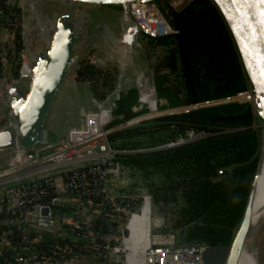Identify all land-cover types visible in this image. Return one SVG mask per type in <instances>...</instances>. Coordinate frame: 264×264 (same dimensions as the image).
<instances>
[{
	"label": "trees",
	"instance_id": "trees-1",
	"mask_svg": "<svg viewBox=\"0 0 264 264\" xmlns=\"http://www.w3.org/2000/svg\"><path fill=\"white\" fill-rule=\"evenodd\" d=\"M167 20L174 33L169 38H154L159 43L166 39L173 41V46L167 47L153 66L151 79L157 109L192 106L249 88L229 29L211 0H191L177 11L170 10ZM14 40L18 41L17 33ZM17 50L15 47L13 55ZM92 68L85 59H79L75 78L90 77ZM137 96L144 103L142 94L137 95L132 86L119 92L110 107V113L116 117L106 125L142 112L143 109H133ZM257 120L248 101H226L156 115L145 125L113 131L107 137L161 133L163 140H175L188 130L202 132L198 137L171 145L123 152L118 159L144 170L161 172L162 179L149 183L148 191L152 201L161 203L164 220L169 229L178 230L182 242L223 246L231 240L257 168L260 148ZM51 196L49 193L45 199L55 213L59 212L62 206L52 203ZM99 199L92 197L93 201ZM86 224L90 231L85 234L72 237L65 231L45 235L33 247L39 250L38 255L50 257L54 245L64 243L72 250L84 246L96 253L93 243L102 239L92 235V231L102 230L104 221L98 213ZM3 230L0 226V234ZM6 236L9 240L0 246V264L19 240L15 229Z\"/></svg>",
	"mask_w": 264,
	"mask_h": 264
},
{
	"label": "built area",
	"instance_id": "built-area-1",
	"mask_svg": "<svg viewBox=\"0 0 264 264\" xmlns=\"http://www.w3.org/2000/svg\"><path fill=\"white\" fill-rule=\"evenodd\" d=\"M136 1L132 0L120 4L122 9L120 10L118 18L121 26L128 25L131 22L136 24L137 33H134L133 42L138 45L140 33L149 38L169 36L173 34L175 30L167 20L169 11L179 10L191 0H168L171 7L163 9L162 12L154 2ZM144 4H150V6L146 7ZM16 59L18 62L16 73L3 85L5 90L18 75L23 74L20 71L21 67L26 66L21 54L19 59L17 57ZM150 76L152 77V74H150ZM82 80L85 82L84 79ZM225 98L231 99L232 97ZM88 113L86 114V117L88 116ZM103 125H100V129ZM69 132H67V139ZM90 138L80 141L77 144L68 139L64 149H68L69 154L61 159H57L50 165L29 168L23 164L12 169V173L15 174L2 176V178L0 177V184L2 183V185H0V192L2 193V200L0 201V226L4 228L0 234V246L8 244L9 237L6 236V234L8 235L11 229H15L19 235L18 243L13 244L14 248L11 250L8 258L5 259L3 264H58L67 259L74 252L94 253L84 246L72 250L70 245L64 243L62 245H54L55 251L53 250V257H50V255H38L39 250L35 249L33 245L38 240L43 239L45 235L29 230L28 225L31 218L41 217L39 215V209L42 206H47L51 211V214L55 213L51 209L50 202L45 199V196L49 193L52 195L51 199H56L57 204L62 206V209L59 212H56L59 215L58 221L63 231L69 232L72 237L90 231L88 230L89 228L86 222H83L78 218V213L82 206L94 207L96 209L95 214L100 213L101 218L104 221V227L102 230L96 229L92 231V235L99 236L102 239L100 242L93 243V247L96 249V253L94 254L102 260H114L124 264L123 259L119 257V250H122L120 245L126 232L124 224L129 214L135 210L138 204V198L125 193L123 190L117 193H108L104 191L100 179L104 180L103 177L105 173L110 170V168L104 166L105 160L110 161L113 157V150L109 146L100 145L99 151L96 152V156H89V154L76 159H70L71 156L76 154V150H80L74 145H78L79 148L85 149V152H89L85 145L80 146V144ZM15 149H17V147H11L9 152V154H11L7 155L8 163L9 158ZM21 152L23 154L24 151L21 150ZM79 152L83 153V151ZM90 157L100 158L101 161L99 164H91L84 167H74L68 170H63L60 174V190L56 189L57 186L51 177H29L35 172L50 167ZM11 180L13 182L5 183ZM95 196H99L100 199L98 201H93L92 197ZM65 198H71L72 203H67ZM150 237L151 239L147 242L144 249V264L203 263L202 255L205 245L201 243L176 242L175 235L171 230L154 229L153 231H150Z\"/></svg>",
	"mask_w": 264,
	"mask_h": 264
},
{
	"label": "rangeland",
	"instance_id": "rangeland-1",
	"mask_svg": "<svg viewBox=\"0 0 264 264\" xmlns=\"http://www.w3.org/2000/svg\"><path fill=\"white\" fill-rule=\"evenodd\" d=\"M26 0H2L0 1V58L4 57V55H12L15 51V47L17 50L14 58L20 57L21 54V38H20V30L22 24L24 26L27 23L29 26L32 25L33 19L32 16L29 15V22H24L25 19V12H26ZM40 1V0H39ZM150 2H154L158 9L162 12L163 9L167 7H171L170 2L168 0H152ZM177 2V1H176ZM28 3V1H27ZM56 4V0H41V6H47L48 9H52V7ZM111 8H102L99 9L95 8L96 6H92L93 9H97L100 13H109L114 19L113 26L117 27V40L118 35L120 33L119 29V15L120 10L122 9L120 4L113 3L109 4ZM29 13V12H27ZM166 18V17H165ZM27 21V20H26ZM18 34V41L14 40L15 34ZM169 38V36H168ZM139 44H133L132 47L127 51L126 54L123 52V45L118 41H115L112 48V56L103 59V56H96L91 55L85 57L87 64H90L92 68V75L90 77L84 78V83H76V86L73 90L79 91L82 93V89H88L89 92L94 93L98 100H101V107L109 109L112 105L113 99L118 95L119 92L125 91L128 87H134L137 91V87L134 86V77L138 73V69L143 70L141 72L144 74H152L154 64L159 60L162 54H164L167 50V47L173 46V41L170 39H166L164 43H159L153 37L149 38L144 36L143 34H139L138 39ZM18 43V45H17ZM19 46V47H18ZM132 54L133 59H132ZM140 63L138 65L137 63ZM143 66V67H142ZM87 80V81H86ZM133 83V85H132ZM145 98L144 103L136 97V105L133 107L135 111L143 109L142 112L136 113L134 116L124 119L122 121L116 123H110L111 125H103L101 127V132L99 135L90 138L89 140L82 142L80 146L85 145L91 155L96 156V152L99 151L100 145H107L113 150V157L110 161L104 162V166L110 168V170L105 173L103 179L101 180V184L104 187V191L108 193H117L123 190L125 193L138 198V204L134 211L137 210L138 205L140 203L141 197L143 195H148L149 199L152 203V214L153 217H156L160 220V224L154 227H151L150 231L155 230H171L174 235L176 242H182L179 238L178 230L169 229L166 221L164 220L165 216L163 213V209L160 202H154L151 199V195L148 191V184L159 182L162 179V174L159 171L151 170V169H141L133 165H128L121 162L118 159V154L123 152H129L134 150H144V149H151L157 148L160 146L171 145L173 143H178L183 141L185 138H192L195 134L199 136L202 135V132H192L186 131L183 137L178 136L175 140L173 139H164V134L161 133H153L151 135H134V136H121V137H113L108 138L107 134L113 131H122L126 128L137 127L141 125L147 124L150 118L164 114L169 112H176L180 110L187 109L189 107H196V106H204V105H211L226 101H248L252 107L253 114L258 118L256 121L259 127V137L264 132V124L262 122V115L261 112L257 109L256 105L253 103V94L251 89H246L244 91L238 92L235 95L231 96V99L228 98H219L213 100H207L200 103L195 104L194 106H186V107H168L163 109H157L154 104H148L149 109L147 108V99L150 92L149 85H143ZM153 99H150V102ZM154 100H155V92H154ZM97 109H92V112H96ZM154 109V110H153ZM152 111H155L151 114ZM116 116L110 113V120L114 119ZM109 120V121H110ZM264 120V118H263ZM103 121V120H102ZM86 120H83V123L80 127H74L75 129H83L85 126ZM70 124L68 121H62L60 127H55L53 131H58L57 133L60 134L54 141L50 144L46 145H37L36 147L29 148L27 151L23 152L24 162L27 167L35 168L41 166H47L55 162L57 159L63 158L65 155L69 154L68 149H64L66 146L67 139V132L70 131ZM96 129V128H95ZM95 129L89 130L88 132H94ZM50 131V130H49ZM52 131V130H51ZM86 135V133L84 134ZM81 135V136H84ZM262 138V136H261ZM260 141V140H259ZM260 145V144H259ZM11 150V149H10ZM10 150H6L7 154H9ZM94 153V154H93ZM11 154V153H10ZM9 154V155H10ZM43 156V157H42ZM61 161V160H60ZM101 161L100 158H84L78 161H72L69 163L61 164L55 167H50L45 170L35 172L29 177H51L55 182L58 190L61 189V177L60 174L63 170H68L74 167H84L86 165L91 164H99ZM110 162V163H108ZM14 168H17L16 164L12 165L8 163V157L3 158L2 163H0V177L8 176L15 173H12ZM13 182L7 181L5 183ZM3 183V184H5ZM2 185V183L0 184ZM67 203H72L71 198H65ZM235 230V228H234ZM234 232V231H233ZM126 234V232H125ZM257 248V256L259 262L264 264V220L260 225V228L257 232V239L254 242ZM121 247V245H120ZM217 256L214 252H210L208 258H210L212 264H218L219 260L221 259L222 252L217 251ZM124 251L119 250V257L122 259L124 258ZM220 258L216 260L215 258ZM259 263V264H260Z\"/></svg>",
	"mask_w": 264,
	"mask_h": 264
},
{
	"label": "water",
	"instance_id": "water-1",
	"mask_svg": "<svg viewBox=\"0 0 264 264\" xmlns=\"http://www.w3.org/2000/svg\"><path fill=\"white\" fill-rule=\"evenodd\" d=\"M28 1V3H27ZM68 4L65 11L54 14L53 23L49 31L40 27L43 39H37L36 43L40 46L39 50L31 54L30 39L31 26L22 24L20 30L21 38V56L27 67L25 74L18 75L6 89L8 95V106L10 108L11 118L0 127V149L11 148L13 146L27 151L29 148L37 145H46L49 143V129L44 122V116L47 111L50 100L55 89L60 85L68 68L74 62L76 55L72 53L74 42V29L71 21H68L73 5L75 3H86L91 6L99 4L126 3L132 0H67ZM140 2H149L152 0H138ZM227 25L236 50L238 52L241 64L249 83V89L252 91L253 103L261 112L262 122L264 118V0H211ZM27 4L24 22H29V15L37 22L39 14L36 12L42 10L41 6L35 0H26ZM29 12V13H27ZM27 20V21H26ZM120 33L118 40L123 45L126 42L122 39L123 28L126 26L130 32L128 42L129 51L134 44V33H137V26L134 22L121 26L119 21ZM143 70L138 71L134 77V86L137 87V95L140 88L145 84L154 87L151 76L142 74ZM23 78L25 84L18 86V81ZM4 88V87H3ZM5 89V88H4ZM138 98V96H137ZM139 100V99H138ZM154 100V99H153ZM155 107V100H154ZM109 111V109H108ZM110 113V112H109ZM264 124V123H263ZM70 129H75L71 127ZM195 134L192 138L198 137ZM261 136V135H260ZM185 138L183 141L192 139ZM260 140V137H259ZM50 144V143H49ZM258 160V158H257ZM257 165V162H256ZM256 172V167H255ZM255 172L248 189L246 199L241 211L240 218L236 224L228 245L223 246H205L202 255V264H212L208 255L217 251L222 252L218 264H229L233 259L236 250L239 247L248 223V214L253 195L255 182ZM2 193L0 192V201ZM52 203H57L56 199ZM41 217L51 216L58 219L57 213H52L47 206L39 209Z\"/></svg>",
	"mask_w": 264,
	"mask_h": 264
},
{
	"label": "crops",
	"instance_id": "crops-1",
	"mask_svg": "<svg viewBox=\"0 0 264 264\" xmlns=\"http://www.w3.org/2000/svg\"><path fill=\"white\" fill-rule=\"evenodd\" d=\"M35 1L38 3V5H40L41 0ZM67 4V0H56V4L52 7V9H48L47 6L43 7L41 5V11L36 8V12L39 14V19L37 22L32 20L33 23L31 26L30 39L33 40V43L31 44V54H34L40 49V46L36 43V40L44 38L42 37V33H40L39 28L42 26L49 31L51 27L50 25L54 20V14L62 11L64 12ZM108 6L110 5L99 4L96 5L95 8L99 7V9H101V7L106 8ZM110 11L113 10H109V13H100L97 9H93L90 4L86 3H75L73 5L68 21H71L72 28L75 32L72 53L76 55V58L72 65L68 68L60 85L57 87V89H55L44 116L45 125L50 130L47 131V133H49V138L47 139L49 143L54 141L60 135L57 133L58 131H53L52 127H60L62 121H68L70 127H80L86 117V114L92 111V109H97L102 105V101L98 100L96 95L91 93V91L89 92L88 89H82V93H79V91H75L73 89L76 87L74 86L76 83H84L82 79L75 78V70L79 64V59H84L85 57L91 55H96L98 57L103 56V59H106L107 57L110 58V56L113 54V44L115 41H118V26H113L114 19L110 15ZM127 32L128 29L125 26L122 32V38L124 41L129 40L127 38ZM133 55L135 56V54H132V59ZM14 57L15 56L12 53V55L6 54L0 59V127L4 126V124L11 118L10 108L8 106V95L6 90L3 88V85L16 73L18 62ZM137 64L141 66L139 62ZM140 70L141 69H138V71ZM17 84L18 86L25 84V79L21 78ZM143 89L144 88L142 86L139 90L142 96L145 94ZM103 109L104 108L102 107L100 114L104 112ZM98 115L99 110L88 113V116L86 117L85 128L70 130L68 139L71 140L78 136L84 135L85 133H88L89 130L99 127L100 121L98 120ZM102 120L105 121L106 118H102ZM8 149L10 150L11 148L0 149V163H2L3 158L7 157L8 154L6 150ZM14 155L15 151H13L11 157ZM144 212H147L148 216V208H144L138 213L137 217L133 221V229L138 232V238L133 240L131 248L138 253L136 257L133 258L132 264H143L137 256H139L142 252L145 242L144 238L139 234H142V232H148V222L146 221ZM95 213L96 209L94 207L82 206L79 209L78 218L83 222H88L93 218ZM28 228L31 231L39 232L47 236L58 235L64 232L58 219H54L53 217H33L29 220ZM58 264L121 263L114 260H102L93 253L74 252L67 259Z\"/></svg>",
	"mask_w": 264,
	"mask_h": 264
},
{
	"label": "bare ground",
	"instance_id": "bare-ground-1",
	"mask_svg": "<svg viewBox=\"0 0 264 264\" xmlns=\"http://www.w3.org/2000/svg\"><path fill=\"white\" fill-rule=\"evenodd\" d=\"M136 1V0H133ZM140 2V1H136ZM146 7H149L150 4H144ZM127 38H130V32H127ZM123 39V38H122ZM126 45L124 49H128V42L129 40H126ZM123 49V50H124ZM26 66L21 67V73L25 74L26 73ZM144 90V89H143ZM145 98V95H143ZM150 99H154V92L150 86V92L148 95L147 99V108L149 109V103L152 104L154 103V100L150 102ZM102 108V107H101ZM101 108L99 109V115H98V120L100 121V125H103L110 120V113L108 111L101 112ZM155 109V107H154ZM102 118H106L105 121H102ZM98 121V122H99ZM264 123V120H263ZM100 125L95 129L94 132H88L84 136H78L76 138L71 139L70 141L73 143H79L80 141L86 140L90 137L96 136L100 132ZM262 136V138H261ZM260 136V148H259V154H258V162H257V168L255 172V182H254V188H253V195H252V200L250 203V209H249V214H248V223L247 227L245 229L244 235L241 239V242L239 244L238 249L236 250V253L229 262V264H259V259L257 256V248L255 246V241L257 239V232L260 228L261 223L264 220V132H262ZM77 147L75 151V155L71 156L70 159H76L81 156L89 155L91 153L85 152V149L79 148L78 145H74ZM15 155L9 158V163L11 164H16L17 167L23 165L24 162V157L19 148L15 149ZM79 151H83V153H80ZM20 155V156H19ZM144 208H148V216L147 212L145 213L146 216V221L148 222V232H142L139 235L144 238V247L142 249V252L140 253L139 259L143 262V254H144V249L146 247L147 242L151 239L150 237V230L151 227L157 226L160 224V220L156 217H153L152 214V203L149 199L148 195H143L141 197L140 203L138 205V208L136 211H132L129 216L127 217L125 221V229H126V234L122 240L121 243V249L124 251V258H123V263L124 264H132V260L134 257L137 255V251L133 250L131 248L133 240L138 238V232L133 229V221L137 217L138 213L143 210ZM131 244V245H130ZM261 260V259H260ZM261 264V263H260Z\"/></svg>",
	"mask_w": 264,
	"mask_h": 264
}]
</instances>
